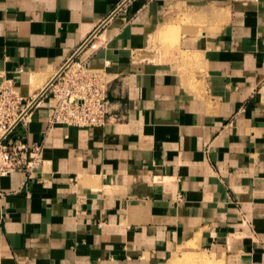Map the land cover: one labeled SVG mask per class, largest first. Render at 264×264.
<instances>
[{"label":"crops","instance_id":"0c3cea01","mask_svg":"<svg viewBox=\"0 0 264 264\" xmlns=\"http://www.w3.org/2000/svg\"><path fill=\"white\" fill-rule=\"evenodd\" d=\"M75 54L107 122L46 92L15 128L42 164L0 175V264H264V0H0V85L32 101Z\"/></svg>","mask_w":264,"mask_h":264},{"label":"built area","instance_id":"2783aa9c","mask_svg":"<svg viewBox=\"0 0 264 264\" xmlns=\"http://www.w3.org/2000/svg\"><path fill=\"white\" fill-rule=\"evenodd\" d=\"M108 83L104 69L88 68L73 60L46 90L52 100L51 122L77 127L104 126L109 108ZM31 102L25 101L15 88L13 78L0 85V175L23 169L31 176L41 167L39 148L10 138L32 109L33 106L28 109Z\"/></svg>","mask_w":264,"mask_h":264},{"label":"rangeland","instance_id":"374dc122","mask_svg":"<svg viewBox=\"0 0 264 264\" xmlns=\"http://www.w3.org/2000/svg\"><path fill=\"white\" fill-rule=\"evenodd\" d=\"M206 28L205 25H197L194 29L200 32L202 29ZM178 35H176L175 42L178 41ZM160 60L164 59V57H160ZM76 61V60H75ZM212 260L208 254L202 253H192L189 252L185 254L179 261V263L174 262V264H212Z\"/></svg>","mask_w":264,"mask_h":264},{"label":"water","instance_id":"95a60500","mask_svg":"<svg viewBox=\"0 0 264 264\" xmlns=\"http://www.w3.org/2000/svg\"><path fill=\"white\" fill-rule=\"evenodd\" d=\"M112 17V16H111ZM110 17V18H111ZM109 18V19H110ZM108 19V20H109ZM108 20H106L105 21V23H107V21ZM104 23V24H105ZM103 24V25H104ZM102 25V26H103ZM102 26L95 32V34L102 28ZM95 34H93V36L95 35ZM92 36V37H93ZM92 37L91 38H89V40L90 39H92ZM88 40V41H89ZM77 54H75L68 62H67V64H65V66H63V68L51 79V81L47 84V86H45V88H43L40 92H39V94L37 95V97L36 98H34L33 100H32V102H31V104L29 105V108L28 109H30L32 106H34L37 102H38V100L42 97V95L46 92V90L54 83V81L57 79V77L63 72V70L75 59V56H76Z\"/></svg>","mask_w":264,"mask_h":264},{"label":"bare ground","instance_id":"6f19581e","mask_svg":"<svg viewBox=\"0 0 264 264\" xmlns=\"http://www.w3.org/2000/svg\"><path fill=\"white\" fill-rule=\"evenodd\" d=\"M36 97H37V96H36ZM36 97H35V98H36Z\"/></svg>","mask_w":264,"mask_h":264}]
</instances>
